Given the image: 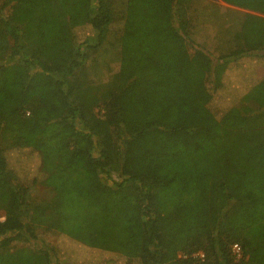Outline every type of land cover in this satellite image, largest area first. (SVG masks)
I'll list each match as a JSON object with an SVG mask.
<instances>
[{"label": "trees", "instance_id": "1", "mask_svg": "<svg viewBox=\"0 0 264 264\" xmlns=\"http://www.w3.org/2000/svg\"><path fill=\"white\" fill-rule=\"evenodd\" d=\"M132 2L0 0V264H62L66 245V264H191L199 251L196 264H264V235L235 238L264 219V0H163L143 27L151 37L159 26V39L129 38ZM160 52L169 65L155 62ZM57 105V118H43ZM198 131L217 147L128 172L127 142ZM60 167L87 186L131 184L138 250L61 238L64 197L32 195ZM57 235L61 246L45 243Z\"/></svg>", "mask_w": 264, "mask_h": 264}, {"label": "rangeland", "instance_id": "2", "mask_svg": "<svg viewBox=\"0 0 264 264\" xmlns=\"http://www.w3.org/2000/svg\"><path fill=\"white\" fill-rule=\"evenodd\" d=\"M162 7L163 0H139L138 3L133 0L131 4L133 14L124 24L129 38L159 39L162 35L158 31L160 29L159 26H156V29L149 30L150 32L154 31L151 33V37L148 36L147 29L143 27L147 28V23L150 22L152 13H159ZM158 24L160 25V23ZM165 55V53L160 52L156 56L155 62L168 64L169 56ZM203 56L197 54L195 59L197 65V83L195 87L201 101L206 102L211 98L212 91L204 83L205 70L203 69L206 68V59ZM218 72L221 74L222 69ZM160 90L167 91L164 88ZM61 113L62 107L60 105L41 111L43 118L50 120L57 118ZM217 144L218 140L216 138H206L203 131H198L191 136L182 133L169 134L164 132L146 134L138 140L126 143L125 165L129 173L137 174L144 169L147 163L166 157L167 153L171 154L174 159L183 160V158L188 157L191 152L196 150H214ZM65 165L67 169L72 168L70 167L72 165L71 161L68 158L64 159ZM66 168L60 167L57 169L53 184L47 180L32 191L33 197L38 199L52 196L53 192H57V194L64 197L66 208L62 216H64V234L66 236L61 235V238L73 239L79 242L80 245L87 246V244H91L89 246L104 252L118 251V246L121 243L126 246L128 253L138 250L139 243L136 235L138 215L136 213V205L132 199L133 193L128 188L131 184L122 179L126 187L119 189L112 182L106 184L102 182L105 187L102 190L101 186L103 185L96 187L84 185L78 173L68 171ZM112 180L115 183L117 181L121 182L116 177H113ZM251 225L253 227L250 229H246L245 226L243 231L235 232V238L253 240L258 236L264 235V219H255ZM58 239L59 235L50 236L45 239V243L57 248L62 245V242L60 245ZM43 244V242L39 243L41 247H43ZM73 249L72 246L68 245L60 247L58 251L62 264L67 263L64 260H67L69 255L72 254ZM168 258L170 257L168 256Z\"/></svg>", "mask_w": 264, "mask_h": 264}, {"label": "built area", "instance_id": "3", "mask_svg": "<svg viewBox=\"0 0 264 264\" xmlns=\"http://www.w3.org/2000/svg\"><path fill=\"white\" fill-rule=\"evenodd\" d=\"M231 249H232L235 262L240 261L243 257L241 246L237 243H234ZM183 258L187 259L188 257L183 256ZM190 259L192 260L191 264H196V263H204L206 260V257L202 251H199V252L194 253L190 257Z\"/></svg>", "mask_w": 264, "mask_h": 264}]
</instances>
